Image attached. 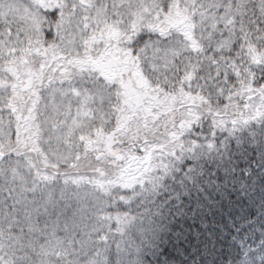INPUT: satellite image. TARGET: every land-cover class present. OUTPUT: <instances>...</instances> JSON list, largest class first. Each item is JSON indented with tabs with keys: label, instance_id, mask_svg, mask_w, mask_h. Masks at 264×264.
<instances>
[{
	"label": "snow or ice",
	"instance_id": "snow-or-ice-1",
	"mask_svg": "<svg viewBox=\"0 0 264 264\" xmlns=\"http://www.w3.org/2000/svg\"><path fill=\"white\" fill-rule=\"evenodd\" d=\"M258 119L264 0H0V249L49 185L132 188L202 122Z\"/></svg>",
	"mask_w": 264,
	"mask_h": 264
},
{
	"label": "trees",
	"instance_id": "trees-1",
	"mask_svg": "<svg viewBox=\"0 0 264 264\" xmlns=\"http://www.w3.org/2000/svg\"><path fill=\"white\" fill-rule=\"evenodd\" d=\"M182 143L183 150L164 158L166 168L144 180L148 184L98 192L111 219H105L87 252L92 259L100 251L101 263L44 264H244L246 252L255 247L264 260V119L224 130L206 120ZM140 206L149 209V218ZM125 227L132 232L130 263L129 251L121 246ZM16 253L5 243L0 259L3 264H42Z\"/></svg>",
	"mask_w": 264,
	"mask_h": 264
},
{
	"label": "rangeland",
	"instance_id": "rangeland-1",
	"mask_svg": "<svg viewBox=\"0 0 264 264\" xmlns=\"http://www.w3.org/2000/svg\"><path fill=\"white\" fill-rule=\"evenodd\" d=\"M161 173L164 172L159 170L158 174ZM153 175L154 172L148 174L144 180L154 179L152 178ZM144 180L142 183L148 184ZM157 182L160 183L158 180ZM138 184L128 189H134L138 187ZM87 193H92L94 199L92 196L86 195ZM35 195L42 200H47L50 197L56 203V210L50 209L48 213L41 214L37 225L38 232L22 247L12 248L18 251L16 254L21 259L26 258L27 261L33 263L40 261L42 264L55 262V260H65L68 263L79 260L85 263L86 261L90 262L92 259L101 263V257L103 256L100 251L92 259H90L91 257L87 252L88 246H92L95 242V237L97 238L102 233V224L103 222L105 224V219L107 220L104 214V204H102L103 202L99 197L100 194L88 188L84 190L70 188L65 192L60 184H54L38 191ZM132 208L136 209V206L132 204ZM140 208L144 215L149 218V209L146 206H140ZM131 217H134V215ZM149 225L151 227L154 224L149 223ZM130 233H132L130 228L125 227L123 233L125 241L121 242V246L129 251L125 254V258L129 263ZM250 249L246 252L247 258L244 259V264H264L261 250L257 247Z\"/></svg>",
	"mask_w": 264,
	"mask_h": 264
}]
</instances>
